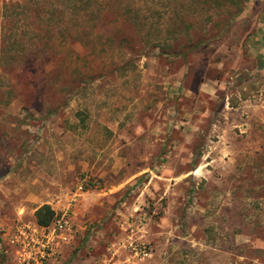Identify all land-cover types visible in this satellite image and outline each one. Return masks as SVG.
<instances>
[{"label": "rangeland", "instance_id": "374dc122", "mask_svg": "<svg viewBox=\"0 0 264 264\" xmlns=\"http://www.w3.org/2000/svg\"><path fill=\"white\" fill-rule=\"evenodd\" d=\"M236 2L0 0V264H264V0Z\"/></svg>", "mask_w": 264, "mask_h": 264}, {"label": "trees", "instance_id": "16d2710c", "mask_svg": "<svg viewBox=\"0 0 264 264\" xmlns=\"http://www.w3.org/2000/svg\"><path fill=\"white\" fill-rule=\"evenodd\" d=\"M64 1L65 4V8L66 9H70V11L68 13H70V15L73 16V18H70V20L72 21H76V22H82L86 16H88V9L85 8L86 0H62ZM250 0H237L236 5H237V10H235V12H233L231 14L232 17H236L241 15ZM35 2V0H28V3H33ZM69 20V21H70ZM218 27L220 30V32L224 31V27H225V23L219 22L218 23ZM260 45H261V53L262 56L264 57V24H262L261 28H260ZM35 218H36V223L38 226L40 227H50L51 224L55 221L56 219V212L55 210L52 209V207L50 205H44L42 207H40L36 213H35Z\"/></svg>", "mask_w": 264, "mask_h": 264}, {"label": "crops", "instance_id": "0c3cea01", "mask_svg": "<svg viewBox=\"0 0 264 264\" xmlns=\"http://www.w3.org/2000/svg\"><path fill=\"white\" fill-rule=\"evenodd\" d=\"M0 48H1V36H0Z\"/></svg>", "mask_w": 264, "mask_h": 264}]
</instances>
